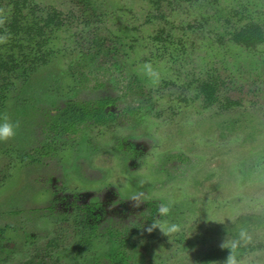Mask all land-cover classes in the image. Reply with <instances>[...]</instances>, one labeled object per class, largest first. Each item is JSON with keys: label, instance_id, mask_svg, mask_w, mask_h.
<instances>
[{"label": "rangeland", "instance_id": "rangeland-1", "mask_svg": "<svg viewBox=\"0 0 264 264\" xmlns=\"http://www.w3.org/2000/svg\"><path fill=\"white\" fill-rule=\"evenodd\" d=\"M30 1L37 12L54 10L61 17L70 18V26L60 34H51L45 46L56 57L44 71L51 80H36V87L25 91L19 87L9 90L1 115L17 122L18 127H26L28 122H23L25 117L17 112L14 102L28 93L41 101L38 107L54 104L64 96L75 103L93 102L106 92L123 96V102L117 104L119 109L133 107L138 99L142 103L151 102L152 111L143 108L136 117H123L119 130L106 132L104 136L102 129L90 130L89 137L94 138L95 145L98 143L97 159L79 164L99 173L112 172L111 181L117 183L112 187L120 189L128 182L127 171L118 172L117 156L112 150L114 143L126 139L146 143L148 157L144 164L132 165L134 173L141 178L151 177V182H146L141 191L151 192L148 201L157 204L167 197L176 198L171 214L174 210L179 216L183 214L173 221L180 225L179 231L167 236L159 229L153 230L152 245L147 243V250L152 249V263L201 264V254L219 249L222 240L230 239L227 232L216 228L229 229L241 216H264V46L247 53L228 41L229 34L241 25L242 16L264 25V0H165L157 7L150 0H88V6L78 5L75 0ZM1 3L0 37H4L12 10ZM84 15L88 27L80 23ZM75 42L83 46L90 44L91 64L80 60L74 50ZM9 44L8 38L0 42V53H6L5 46ZM114 47L121 56L108 71L112 63L109 51ZM145 62L161 72L155 87L149 86L139 71ZM90 73H95L101 87L92 88ZM208 76L223 86L219 103L206 108L202 98H197L194 92L182 94L179 86ZM63 86L62 91L68 93L72 89L74 94L59 93ZM184 98L190 104L181 101ZM225 99L237 105L229 106ZM16 114L19 117H13ZM38 118L32 128L44 124V115ZM10 141L0 142L8 149ZM12 144L16 148V143ZM59 144L69 147L63 138ZM12 157L0 151V173L10 161L16 162ZM68 157L71 162V155ZM75 157L76 161L80 158ZM218 161L224 163V176L235 170L242 183L240 187L221 188L219 194L210 192L214 184L211 178L204 188L196 184L199 178L209 176L207 171ZM4 177L0 175V181ZM22 177L17 170L0 188V204L11 206L13 199L20 198L17 190ZM0 218L4 220L1 213ZM6 218L10 226L20 227L15 217ZM26 230L39 232L34 223H27ZM248 230L253 237L252 250L240 258L241 264H264V222Z\"/></svg>", "mask_w": 264, "mask_h": 264}, {"label": "flooded vegetation", "instance_id": "flooded-vegetation-1", "mask_svg": "<svg viewBox=\"0 0 264 264\" xmlns=\"http://www.w3.org/2000/svg\"><path fill=\"white\" fill-rule=\"evenodd\" d=\"M1 1L5 7L12 10V17L3 33L4 37L10 40V44L5 46L6 53H0V115L5 111L2 109L9 90L19 87L25 91L27 88L29 90V87H36V80L40 82L45 79L51 80V76L46 75L44 71L56 57L51 50L45 49V46L50 41V35L65 31L71 20L61 17L62 15L54 10L37 12L30 0H0V4ZM163 1L165 0L157 5L150 0L156 7ZM75 2L87 6L89 3L88 0ZM82 17L84 20L81 18L80 23L88 27L86 15ZM244 17L240 18L241 25L234 28L231 33L245 24L252 23L258 25L264 34V25L252 17L247 19ZM237 18L239 19V16ZM77 42L74 43V50L80 60L85 64L88 62L91 64L90 44L83 46ZM76 44L79 47L77 49ZM231 44L247 53L264 46V42L254 49ZM118 52L116 47L110 49L112 63L107 67L108 71L113 69L115 59L120 58ZM104 71L106 73V69ZM90 75L93 81L92 88L101 87L102 84L96 81L98 79L95 73ZM207 84L214 90L211 97L204 90ZM222 86L219 80L208 76L207 79H198L197 82L189 80L179 88L182 94L194 92L197 98H202L204 106L208 108L219 103ZM63 88L64 86L59 93L66 94V91H62ZM123 89L125 96L126 87ZM69 93L73 95L74 91L69 89L67 94ZM25 95V98L20 100L16 98L14 103L19 110L16 111L26 118H22L24 123L28 122L26 127L16 129V135L10 139V148L7 149V145L0 142L1 153H9L16 160L10 161L6 169L0 173L5 176L0 181V188L5 186L15 171L18 170L23 175L17 190L20 198L16 201L13 199V202H10L13 204L11 206H6L4 202L0 204V213L4 217V220L0 218V264H154L152 249L147 250V243L150 242L152 245V236L155 232L147 233L144 228L154 218H158L155 211L158 204L149 200L139 207H133V202L127 198L128 192L139 186L141 176L134 173L132 165L140 166L148 157L146 143L131 139L117 140L114 149L112 148L117 156L118 172L121 169V174L127 171L125 179L128 180L129 190L123 188L124 184L121 185V190L112 187L113 184H117L111 181L112 172L109 174L105 171L101 174L91 168L87 170L79 164L80 161L93 162L97 159L95 151L97 153L98 143L95 145L94 138L92 140L89 137L90 130L102 129L103 136L107 134L106 132L119 130L123 126L121 125L123 117L127 119L136 117V114L143 112V108L152 111L151 102L142 103L138 99L133 107L119 109L117 104L123 102V96L116 94L115 97L106 92L93 102L75 103L64 96L54 104L38 107L37 104L41 101L37 97H29V93ZM139 97L142 98L141 95ZM181 101L186 105L191 102L185 98ZM225 104L237 105L232 101H226ZM40 115L45 117L44 120L42 118L44 124L40 128H32ZM13 117L19 116L16 114ZM62 138L68 144V149L59 144ZM12 143H16V148ZM20 148L25 149L24 152L22 150L19 152ZM61 149L64 150L60 151ZM68 154L71 155V162ZM75 156L80 157L78 161L74 159ZM223 167V162H215L210 172L207 171L209 176L202 177L201 180L199 178V181H195L196 184L204 188L205 183L210 178L213 179L211 193H219L221 188L240 187L242 183L238 181L235 170L224 176ZM145 194L147 196L151 192ZM148 209L152 211L145 219L143 212ZM182 215L181 213L180 216ZM180 216L174 210V214H171L172 221H177ZM6 217H15L20 227L10 226L6 223L9 222ZM262 222L264 216H241L235 222L236 225L233 223L229 227L244 225L248 228ZM27 223H34L39 229V234L28 232ZM221 227L216 229L228 233L230 228ZM187 245L188 242L186 247ZM249 249L252 250L251 246L241 249L240 258L249 254ZM228 252V249L222 248L208 250L199 256L200 263L222 264Z\"/></svg>", "mask_w": 264, "mask_h": 264}, {"label": "clouds", "instance_id": "clouds-1", "mask_svg": "<svg viewBox=\"0 0 264 264\" xmlns=\"http://www.w3.org/2000/svg\"><path fill=\"white\" fill-rule=\"evenodd\" d=\"M4 39L5 37H0V42ZM139 71L149 86L155 87L159 84L161 72L157 68L153 67L151 63L145 62L143 65H140ZM17 128V122L10 120V118L6 115H0V141H6L13 138L16 135ZM146 182H151V177H142L138 181L139 186L128 192L127 198L133 202V207H138L142 202L148 201V197L145 192L141 191V187ZM124 187L127 189L129 185L125 183ZM176 203L177 200L173 197H167L161 202H158L155 209L158 214V218H154L151 223L144 228V231L151 233L153 230L159 229L167 236L179 231L180 225L170 219L172 209ZM151 211L152 210L148 209L143 212V218L146 219L151 214ZM228 235H230V239L222 240L219 245L220 248L229 250L228 255L223 260L222 264H241L240 250L250 246L253 243V237L248 228L244 225H237L230 228L228 230Z\"/></svg>", "mask_w": 264, "mask_h": 264}, {"label": "trees", "instance_id": "trees-1", "mask_svg": "<svg viewBox=\"0 0 264 264\" xmlns=\"http://www.w3.org/2000/svg\"><path fill=\"white\" fill-rule=\"evenodd\" d=\"M161 1L162 0H153V2L157 5ZM185 1L189 2L194 0ZM228 41L238 46H242L248 49H254L257 47V45L264 42V34L258 25L248 23L242 26L239 30H235L233 33H231L230 40ZM204 90L207 91L210 97L213 95L214 90L212 89L211 85H205Z\"/></svg>", "mask_w": 264, "mask_h": 264}]
</instances>
